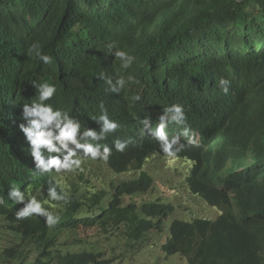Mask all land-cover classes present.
<instances>
[{
  "label": "trees",
  "instance_id": "1",
  "mask_svg": "<svg viewBox=\"0 0 264 264\" xmlns=\"http://www.w3.org/2000/svg\"><path fill=\"white\" fill-rule=\"evenodd\" d=\"M205 23L217 30L212 38ZM34 31L40 51L52 58L38 70V57L16 51ZM116 47L135 57L132 76L139 83H128L133 87L129 98L140 95L147 101L153 95L160 107L179 103L189 113L217 116L240 104L239 97L221 90V78L253 89L264 84V0H0V85L7 80L0 89V196L5 200L0 221L7 237L19 240L15 247L0 248V264H149L152 239L163 241L165 256L181 255L188 264H264V183L244 172L224 180L227 191L208 184L207 173L218 178L229 157L218 146L205 152L185 147L169 158L158 141L145 139L99 163L88 182L69 184L72 194L64 190L66 201L48 209L59 216L56 225L15 218L20 205L8 198L10 188L34 194L42 187L29 170L17 129L20 93L47 82L57 88L54 101L67 92H78L73 101H87L123 69L112 55ZM20 61L25 66L20 68ZM205 82L203 97L197 96ZM3 124L15 127L19 143L14 148ZM225 132L240 151L255 142L264 155V113H234ZM157 156L169 165L176 158L192 162L186 185L221 216L176 219L168 227L176 207L155 198L159 186L146 171ZM36 196L47 200L43 193ZM198 201L191 197L192 203ZM93 235L96 240H89ZM31 250L39 255L34 262L26 256Z\"/></svg>",
  "mask_w": 264,
  "mask_h": 264
},
{
  "label": "clouds",
  "instance_id": "2",
  "mask_svg": "<svg viewBox=\"0 0 264 264\" xmlns=\"http://www.w3.org/2000/svg\"><path fill=\"white\" fill-rule=\"evenodd\" d=\"M204 27L210 38L217 33L214 26L205 23ZM16 51L38 57L41 61L36 63V70L51 64L52 58L40 51L35 31L23 37ZM112 55L121 62L123 69L115 71L114 77L106 80L108 87L97 91L87 101L78 97L73 101L72 96L78 92L71 95L67 92L62 101H54L57 88L47 82L34 84V89L20 93L21 123L17 129L22 148L29 157V170L42 187L34 194H26L16 186L10 188L8 198L20 205L16 219H44L47 226L56 225L59 216L48 209L66 201L64 190L72 194L67 189L69 184L88 182L99 163L104 165L111 157L139 147L145 139L158 141L160 151L169 158L176 157L185 147L198 152L214 146L225 149L229 157L218 178L213 173H207L206 177V182L219 191H227L224 180L237 173L247 172L264 183V155L259 153L257 144L253 142L240 151L235 140L225 132L234 113L250 117L264 113V84L253 89L241 81L230 85L229 80L221 78V90L233 99L239 97L240 104L235 110L226 109L217 116H204L189 113L186 106L179 103L160 107L153 95H148L147 101L141 100L140 95L129 98L128 93L133 87L128 83H139L132 76L135 57L118 47ZM25 64L20 61V68ZM6 81L1 82V90ZM203 88L206 89V82L197 90ZM205 89L197 96L203 97ZM111 93L124 95L116 98ZM1 127L10 130L8 146L14 148L19 143L13 132L15 127L8 124ZM227 169L231 172L224 176ZM38 193H43L47 200L42 202L36 196ZM187 202L193 204L189 197ZM4 203V197L0 196V204ZM242 203L245 213V203ZM250 228L253 230L255 226Z\"/></svg>",
  "mask_w": 264,
  "mask_h": 264
},
{
  "label": "rangeland",
  "instance_id": "3",
  "mask_svg": "<svg viewBox=\"0 0 264 264\" xmlns=\"http://www.w3.org/2000/svg\"><path fill=\"white\" fill-rule=\"evenodd\" d=\"M186 162L189 164L184 163L183 160H179L176 158V160L171 161V164L169 165L168 163L165 164L166 160L164 158L157 156L149 160V166L151 167V170L149 169L146 170L147 172L150 173L152 172L154 174V175L152 174V176L156 178V183L159 186L157 197H160L163 203L172 204L176 207V212L167 221L168 227H170L172 222L176 219L191 221L192 218L197 217L208 220H216L222 214L220 209L209 206V204L206 201H204L199 197H195L190 193V190L186 185L185 178L188 176L190 172L189 169H191L192 167V162L190 161L189 162L186 161ZM158 172L159 174L156 175V173ZM230 172L231 171L227 169L224 172V176H227L228 174H230ZM131 176H132L131 174H128L125 176V178H129ZM95 184L99 185L97 181H95ZM188 191L192 197L196 198L199 201L193 204L188 203L187 198L188 197L191 198V196H189ZM131 200L140 201L138 197H134ZM142 200L144 202L145 201L149 202V200L143 197ZM4 228H5L4 222L0 221V239H1L0 248L7 249L10 247L17 246L19 240L17 241L12 235L7 237V232L4 230ZM89 240H93V241L96 240V236L93 235L91 238H89ZM154 241L156 240L152 239V242L149 246L150 252L152 254L151 255L152 258L149 264H188L187 259L182 257L181 255H175L172 257L165 256V254L160 249V246L161 244H163V241L161 240L160 244L157 243V241L155 244H153ZM75 250H79V249L75 248ZM37 254L38 253L35 254L34 251L31 250V252H28L26 256L30 261L34 262L36 258L39 256ZM14 264H21V263L20 261H17ZM24 264H32V263L26 261Z\"/></svg>",
  "mask_w": 264,
  "mask_h": 264
}]
</instances>
